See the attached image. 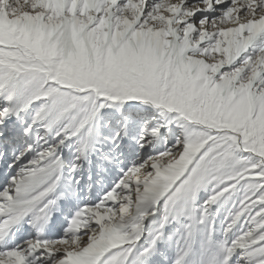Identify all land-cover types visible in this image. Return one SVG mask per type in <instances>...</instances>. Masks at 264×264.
<instances>
[{
	"label": "snow or ice",
	"instance_id": "obj_1",
	"mask_svg": "<svg viewBox=\"0 0 264 264\" xmlns=\"http://www.w3.org/2000/svg\"><path fill=\"white\" fill-rule=\"evenodd\" d=\"M0 264H264V0H0Z\"/></svg>",
	"mask_w": 264,
	"mask_h": 264
}]
</instances>
